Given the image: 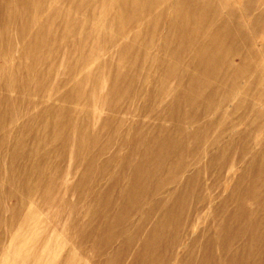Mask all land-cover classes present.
<instances>
[{"label": "rangeland", "instance_id": "obj_1", "mask_svg": "<svg viewBox=\"0 0 264 264\" xmlns=\"http://www.w3.org/2000/svg\"><path fill=\"white\" fill-rule=\"evenodd\" d=\"M0 264H264V0H0Z\"/></svg>", "mask_w": 264, "mask_h": 264}]
</instances>
